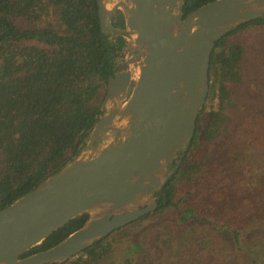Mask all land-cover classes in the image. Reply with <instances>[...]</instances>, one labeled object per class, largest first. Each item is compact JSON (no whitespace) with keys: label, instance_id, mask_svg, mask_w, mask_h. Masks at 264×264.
Returning <instances> with one entry per match:
<instances>
[{"label":"trees","instance_id":"trees-1","mask_svg":"<svg viewBox=\"0 0 264 264\" xmlns=\"http://www.w3.org/2000/svg\"><path fill=\"white\" fill-rule=\"evenodd\" d=\"M207 1L184 0L183 16ZM112 22L123 26L120 9ZM252 28L264 29V15L240 22L215 41L208 94L195 132L179 166L156 193V206L95 239L62 264H205L210 254L220 264H264V240L245 245L241 226L231 223L244 213L253 223L258 216L234 202L224 207L227 221L200 217L218 232L227 229L231 246H223L207 233L170 237L163 240L162 250H156L160 255L152 257L155 233L147 240L131 239L136 224L159 220L174 207L180 208L181 220L194 217V208L180 203L189 183L209 175L210 158L221 146L231 142L264 145V92L249 86L244 71L252 44L248 36L232 40L238 32ZM124 45L122 35H115L111 44L102 32L96 0H0V208L77 152L100 112L108 76L114 71L115 49ZM229 180L218 181L219 200L224 195L222 187L233 193L228 185L235 183ZM88 216L89 212H83L70 218L21 256L52 246ZM121 243H126L125 253L115 259Z\"/></svg>","mask_w":264,"mask_h":264},{"label":"water","instance_id":"water-1","mask_svg":"<svg viewBox=\"0 0 264 264\" xmlns=\"http://www.w3.org/2000/svg\"><path fill=\"white\" fill-rule=\"evenodd\" d=\"M183 2L96 0L102 32L125 45L77 152L0 208V264H62L156 206L195 132L215 41L264 15V0H209L185 16ZM117 9L123 26L112 22ZM83 212L88 218L63 239L21 256Z\"/></svg>","mask_w":264,"mask_h":264},{"label":"rangeland","instance_id":"rangeland-1","mask_svg":"<svg viewBox=\"0 0 264 264\" xmlns=\"http://www.w3.org/2000/svg\"><path fill=\"white\" fill-rule=\"evenodd\" d=\"M255 30L256 28H252L247 33L238 32L232 37V40L236 41L241 37L248 36L250 41L248 43L252 44V49L246 55L244 71L250 78L249 86L254 88V91L263 93L264 29ZM208 173L210 176L200 175L189 183L186 196L184 194V199L180 203L183 208L193 207L194 217L181 220L178 215L180 208L174 207L159 220L136 224L131 239L141 241L145 237L144 239L147 240L150 234L155 233L157 241L153 240L155 245L151 250L152 257L160 255L156 250H162L165 246L162 244L163 240L170 237L185 239L196 234L207 233L215 235L216 241H220L223 246H231L227 229L218 232L200 217L206 216L217 221H227L228 217L225 215L224 207L226 204L234 202L238 205H245L250 209L251 214L255 213L258 216L255 217L258 219L254 223L249 220V215L246 213L238 220L231 222L234 226H241L243 243L248 245L257 239L264 240V145L254 147L245 143L231 142V145L221 146L220 150L214 152L210 158ZM221 178L224 181L228 178L230 183L234 182L235 185L233 187L228 185L232 194L222 187L224 195L219 200L220 197L216 190ZM259 208H261V212L257 211ZM123 245L121 243L116 249L115 259L121 258V255L125 253ZM204 262L205 264H220L218 258L212 254L208 255ZM193 264H200V261Z\"/></svg>","mask_w":264,"mask_h":264}]
</instances>
